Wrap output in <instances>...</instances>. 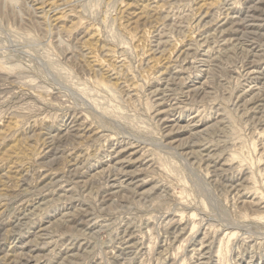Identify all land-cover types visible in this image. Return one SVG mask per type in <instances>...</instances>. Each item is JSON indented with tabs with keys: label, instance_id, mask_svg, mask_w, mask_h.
Listing matches in <instances>:
<instances>
[{
	"label": "rangeland",
	"instance_id": "obj_1",
	"mask_svg": "<svg viewBox=\"0 0 264 264\" xmlns=\"http://www.w3.org/2000/svg\"><path fill=\"white\" fill-rule=\"evenodd\" d=\"M0 63V264H264V0H0Z\"/></svg>",
	"mask_w": 264,
	"mask_h": 264
},
{
	"label": "bare ground",
	"instance_id": "obj_2",
	"mask_svg": "<svg viewBox=\"0 0 264 264\" xmlns=\"http://www.w3.org/2000/svg\"><path fill=\"white\" fill-rule=\"evenodd\" d=\"M229 1V0H228ZM225 2H227V0H225ZM226 4V3H225ZM213 5V4H212ZM226 6H228V3H227V5ZM148 7H149V5L148 4H144L143 6H141V9H140V13H138V14H134V13H131L130 15L132 16V18H130V20H132V19H134V18H137L138 17V20L136 21V23H138L140 20H143V19H147V16H149V14H147L148 12H149V10H148ZM227 9V12L230 10L228 7L227 8H225V9H223V11L224 10H226ZM226 12V11H225ZM161 13V11L159 10L158 12H157V14L159 15ZM145 14V15H144ZM142 15H144V18L142 19V18H140V17H142ZM226 15V14H225ZM223 17V16H222ZM220 18V16H218V19ZM217 20V19H216ZM134 22V21H133ZM133 22H130V23H133ZM216 22V21H215ZM226 23L229 25V24H232L230 21H229V16L228 15H226L224 18H222V20H219L218 22H216L215 24V30H214V35L220 40V41H218L221 45H226V44H228L229 43V40L226 38L228 35H229V33H230V30L228 29V28H226L225 27V25H226ZM128 24H126V26H127ZM250 26V24H248L247 25V29H248V33L247 34H249V30H251V28L249 27ZM207 35V34H206ZM250 35V34H249ZM94 36H95V34H94V32H92L91 33V35H90V37L89 38H94ZM211 36V35H210ZM206 37H209V36H206ZM200 38H203V36H201ZM207 39V38H206ZM206 39H205V41H206ZM88 39H86L85 41H87ZM204 44H205V42H204ZM204 44L203 45H200L199 46V49L198 50H200V48H202V47H204ZM218 44V43H217ZM255 48H251V51H253ZM207 51H203V50H201V53H203V54H207L206 53ZM202 57H204V56H202ZM249 61V60H248ZM202 62V61H201ZM251 62V61H250ZM255 62V61H254ZM253 62V65H250V66H248V68H247V74H249V73H255L256 72V68L257 67H255V63ZM251 64V63H250ZM3 65L4 64H1L0 63V70H2V71H5V72H7L8 71V68L7 67H3ZM247 65V64H246ZM96 71L97 72H101V71H104V65H103V63H101V64H99V65H97V68H96ZM154 75H155V77H161V76H163V75H165L166 74V71L165 70H160V71H158V70H155L154 71ZM109 77L111 78V80H113L112 79V74H110L109 75ZM101 86H103V87H106V88H111V86L110 85H108V84H106V83H102L101 84ZM158 95H159V93H157V94H155L154 95V97H158ZM256 98V97H255ZM258 98V97H257ZM260 98V97H259ZM158 100H161L160 98H157ZM165 100V99H164ZM258 100V101H257ZM256 101L257 102H262L263 100L262 99H257ZM169 111H172V109H167L166 111H162L160 114H162V113H168ZM162 121H167V119H163ZM36 124V123H35ZM197 124V123H196ZM195 123H193L192 124V126H197ZM12 126H13V128L15 129L16 127H17V123H15L14 125L12 124ZM33 126H36V125H33ZM36 128V127H35ZM34 128V129H35ZM70 128V127H69ZM84 129H85V125L83 124V123H80L79 125H78V129L77 130H79L78 131V134H76L75 136L77 137V139H82V140H88L87 138H85V137H83L82 138V135H80V134H85V132H84ZM54 137H52V139H53ZM50 139V138H49ZM0 141H1V137H0ZM44 143H45V141H44ZM46 144V143H45ZM44 144V145H45ZM31 145V144H30ZM28 146V148L30 149V152H32L33 151V149L31 148V146ZM40 145V144H39ZM38 145V146H39ZM42 145L41 147H39L40 149H38V151H39V153L37 154V156H36V160L38 161L39 160V158H43L44 156H45V154H47V153H49V151H50V147H49V145ZM32 147L34 148V146L32 145ZM124 150H131V149H124ZM202 151H206L205 149H203ZM119 152H121V151H118V152H116L115 153V155H114V160H112V161H115V164H114V166H113V169L114 170H108V176L106 177V181H105V188H108V190H111V192H110V194H113V196L114 195H117L118 193H119V191H130V192H134V190L136 191L139 187H137V184L138 183H143V181L142 180H140L139 178H140V176H141V172H139L140 170L138 169V168H134L133 169V167L132 166H130L129 164L131 163V160L129 159V158H131L132 156H133V154H129L128 156H130L128 159H124L123 161L121 160V158H120V156H118V154H119ZM207 152V151H206ZM210 154H212V151L210 150V151H208L207 152V155H206V161L207 160H211L212 158H214L215 157V155H210ZM49 157V156H48ZM203 157H205V156H203ZM32 159H34V157H32L31 159H27V158H25V157H17L15 160H12V161H19V162H26L27 160L28 161H30V160H32ZM69 161L67 162L68 163V171H64L63 170V173L67 176L68 174L70 175V174H74V175H78V173H83V172H85L84 174L86 175V174H88V170L86 169V168H84V165H82V166H78L79 164H81V163H79V161H80V156L79 155H74V157H70L69 159H68ZM48 161V160H47ZM59 161H61V159H59ZM40 162V161H39ZM87 162V159H85L84 160V163H86ZM41 163V162H40ZM45 163V162H44ZM59 163V162H58ZM38 165H40V164H38ZM42 166V165H41ZM43 168L45 167V165H43L42 166ZM49 169H52V168H49ZM50 171V170H49ZM46 172V171H45ZM48 172V171H47ZM44 175V174H43ZM63 175V174H62ZM45 176V175H44ZM64 176V175H63ZM43 177V176H42ZM74 177V176H73ZM88 177H90V180H88V181H78L77 180V182H75L74 184H81L83 187L85 186V185H87V183H90V181H92L93 180V174L91 175L90 174V176H88ZM57 178V175L54 173V172H50L49 174L47 173L46 174V176L43 178V179H41L42 181H44V180H46V179H49L50 181L51 180H53V179H56ZM62 178V177H61ZM67 178H70L69 176L68 177H66V180H67ZM64 179V178H63ZM73 179V178H72ZM77 179H81V178H78L77 177ZM40 180V181H41ZM57 180H58V178H57ZM50 181H48V182H50ZM72 181V180H71ZM70 181V182H71ZM47 182V183H48ZM57 182V181H56ZM55 181L54 182H52V184L53 183H56ZM62 182V181H61ZM61 182L59 183V186L60 185H62L61 184ZM64 182V181H63ZM66 182V181H65ZM69 182V181H68ZM43 184V183H42ZM64 184V183H63ZM67 184H69V183H67ZM48 185L50 186L51 184H49L48 183ZM72 185V184H71ZM123 185V186H122ZM44 186V185H43ZM63 186V185H62ZM75 186V185H74ZM47 187V186H46ZM51 187V186H50ZM56 187V186H55ZM72 187V186H71ZM70 186H69V188H68V190H67V188H66V191H70L71 188ZM48 188V187H47ZM47 188H45V189H47ZM80 188V187H79ZM78 188V189H79ZM53 189V188H52ZM55 189V188H54ZM80 190V189H79ZM49 191H51V190H49ZM63 222H65V221H63ZM68 222V221H67ZM66 222V223H67ZM61 223V222H60ZM66 223H64V224H66ZM56 225V224H55ZM63 225V224H62ZM69 225V224H68ZM96 225V224H95ZM241 224H239V226H240ZM58 226H59V224H58ZM62 227V226H61ZM249 227V226H248ZM58 228V227H57ZM62 229V228H61ZM47 231V228H39L36 232H35V236H38V235H42V233L43 232H46ZM62 231H63V229H62ZM65 231V230H64ZM72 233V232H71ZM215 233H216V231H215ZM44 234V233H43ZM62 234H63V232H62ZM65 234V233H64ZM214 235V234H213ZM59 236H61V235H59ZM26 246V245H25ZM126 249H127V247H125ZM152 248V247H151ZM150 248V249H151ZM25 250V249H24ZM33 251V250H32ZM253 251V250H252ZM28 252V251H27ZM26 253V252H25ZM29 253V252H28ZM20 254V253H19ZM33 254V253H32ZM22 255L23 256H26L25 254H23L22 253ZM30 255V254H29ZM34 255V254H33ZM28 256V255H27ZM19 258V257H18ZM23 258V257H22ZM204 257L202 256V257H200L199 259L201 260V259H203ZM19 259H21V258H19ZM28 259V261L30 262L33 258L32 257H28L27 258ZM26 259V260H27ZM249 259H252V257H250ZM17 260V258H15V261ZM19 261V260H18ZM17 261V262H18ZM25 262H27V261H25ZM23 263V262H22ZM198 264H204L203 263V260H201ZM206 264V263H205ZM248 264H251V263H248ZM257 264H261V263H257Z\"/></svg>",
	"mask_w": 264,
	"mask_h": 264
}]
</instances>
